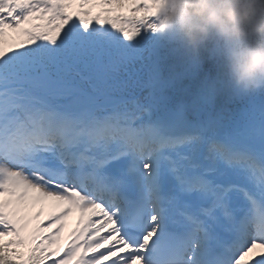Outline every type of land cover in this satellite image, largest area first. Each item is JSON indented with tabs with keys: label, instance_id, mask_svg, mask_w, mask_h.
I'll return each mask as SVG.
<instances>
[{
	"label": "snow or ice",
	"instance_id": "snow-or-ice-1",
	"mask_svg": "<svg viewBox=\"0 0 264 264\" xmlns=\"http://www.w3.org/2000/svg\"><path fill=\"white\" fill-rule=\"evenodd\" d=\"M163 4L0 0V264H264V91L166 94Z\"/></svg>",
	"mask_w": 264,
	"mask_h": 264
},
{
	"label": "clouds",
	"instance_id": "clouds-1",
	"mask_svg": "<svg viewBox=\"0 0 264 264\" xmlns=\"http://www.w3.org/2000/svg\"><path fill=\"white\" fill-rule=\"evenodd\" d=\"M157 29L190 58L208 51L233 94L264 91V0H164Z\"/></svg>",
	"mask_w": 264,
	"mask_h": 264
},
{
	"label": "trees",
	"instance_id": "trees-1",
	"mask_svg": "<svg viewBox=\"0 0 264 264\" xmlns=\"http://www.w3.org/2000/svg\"><path fill=\"white\" fill-rule=\"evenodd\" d=\"M171 46L174 47L173 50L175 51L176 54H178V53L185 54L183 52V50L180 49L179 46L176 45L175 43L171 42ZM200 57L202 59L203 64L205 65V67L211 70V74H209L210 78L208 79V81L204 85H209V84L218 82L220 70L218 67L217 60L214 57H212L208 51H202L200 54ZM181 77H182V79L185 80V83L181 84V86H180L181 88H183V87L186 88V86L190 87L191 82L198 83L197 81H194L195 78H197L198 76H195V74H193V73H192V75L189 76L186 72H184V73L182 72ZM204 82H205V80L203 78L202 83H204ZM230 103H231L230 93L226 94V98H222V97L218 96L217 105L226 106V104H230Z\"/></svg>",
	"mask_w": 264,
	"mask_h": 264
},
{
	"label": "bare ground",
	"instance_id": "bare-ground-1",
	"mask_svg": "<svg viewBox=\"0 0 264 264\" xmlns=\"http://www.w3.org/2000/svg\"><path fill=\"white\" fill-rule=\"evenodd\" d=\"M39 208H40V206H37L36 208L31 209V214L34 215L35 212L39 211ZM49 211H51L50 207H46L45 208V216L44 217H41V220L44 221L45 223H47V221L45 220V217L48 215ZM77 221H78V213H74L67 220L68 223H66V227H65L66 232H65V235L68 236L69 239H70V233H71V231L77 226ZM54 230H55V225H53L52 228L47 229V231H54ZM65 235H64V237H65ZM58 245H60V242H59V244L53 246L54 250L60 249V247Z\"/></svg>",
	"mask_w": 264,
	"mask_h": 264
}]
</instances>
